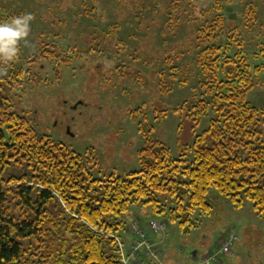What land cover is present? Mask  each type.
<instances>
[{"label": "rangeland", "instance_id": "374dc122", "mask_svg": "<svg viewBox=\"0 0 264 264\" xmlns=\"http://www.w3.org/2000/svg\"><path fill=\"white\" fill-rule=\"evenodd\" d=\"M215 1L0 0V22L24 13L34 16L27 43H20L18 59L0 75L7 76L13 67L30 69L20 89L8 92L11 104L27 114L40 133L80 153L95 150L100 167L93 173L98 177L140 169L138 151L146 137L139 130L140 122L131 117L134 110L141 112L142 121L147 118L143 124L151 131L146 134L180 156V145L189 147L195 133L205 129L213 116L195 127L190 121L182 123L177 107L188 98L209 99L196 63V35L200 25L213 19ZM220 1L228 6L223 11L226 19L220 41H231L229 31L235 29L234 37L241 41L252 65L264 64V57L253 56L264 48V0ZM251 6L255 21L247 17ZM46 44H55V55L64 60L40 58L30 65L28 57ZM159 70L176 74L178 81L190 77L185 86L177 81L174 89L164 94ZM248 101L264 105V66ZM188 155L192 156L189 150ZM208 199L210 212L193 207L183 225L179 219H171L169 211L176 205L171 196L163 197L164 210L159 212L153 211L150 203H133L117 218L125 223L118 234L129 233L139 217L153 218L167 224L164 232L150 230L159 243L155 247L160 261L264 264V218L255 211L253 201L247 199L238 208L214 187ZM145 229L148 231V226ZM231 229L239 237L231 252L206 261ZM196 251L195 260L192 255ZM59 254L58 249L53 264H68L69 256Z\"/></svg>", "mask_w": 264, "mask_h": 264}, {"label": "trees", "instance_id": "16d2710c", "mask_svg": "<svg viewBox=\"0 0 264 264\" xmlns=\"http://www.w3.org/2000/svg\"><path fill=\"white\" fill-rule=\"evenodd\" d=\"M226 9L216 0L213 19L197 28L196 63L209 99L188 98L177 107L182 123L195 127L213 114L208 126L189 147L182 143L176 157L146 134L147 118L142 121L134 110L131 117L140 122L146 141L138 151L140 169L123 175H94L100 167L95 150L77 152L40 133L27 114L15 110L8 92L20 89L30 69L13 67L0 77V264H53L58 249L69 256L68 264H123L115 237L123 238L118 233L125 223L117 218L131 204L150 203L159 212L163 197L171 196L176 202L171 219L183 225L193 207L210 212L211 187L238 208L252 200L264 218V105L248 101L264 64L252 65L235 29L229 31L231 41H220ZM248 12L255 21L254 6ZM253 56L264 57V48ZM28 58L30 65L40 58L64 60L55 55V44ZM159 74L162 92L170 93L178 77Z\"/></svg>", "mask_w": 264, "mask_h": 264}, {"label": "built area", "instance_id": "2783aa9c", "mask_svg": "<svg viewBox=\"0 0 264 264\" xmlns=\"http://www.w3.org/2000/svg\"><path fill=\"white\" fill-rule=\"evenodd\" d=\"M148 229L160 233L166 230L165 221L150 220L147 224ZM131 231L134 235L133 242L126 246L123 240L119 237H115L119 246L120 257L123 264H141L142 261L139 258V251L141 248L145 249V255L159 260V253L155 244L148 239V232L142 226L139 218L135 219L131 224ZM238 240V235L234 230H229L226 235L220 241L217 252L210 254L205 260H216L219 254H228L231 252L232 247ZM163 264V263H161Z\"/></svg>", "mask_w": 264, "mask_h": 264}, {"label": "clouds", "instance_id": "9594fccd", "mask_svg": "<svg viewBox=\"0 0 264 264\" xmlns=\"http://www.w3.org/2000/svg\"><path fill=\"white\" fill-rule=\"evenodd\" d=\"M33 20L31 13H24L0 22V75L5 74V66L18 59L20 43H27Z\"/></svg>", "mask_w": 264, "mask_h": 264}, {"label": "crops", "instance_id": "0c3cea01", "mask_svg": "<svg viewBox=\"0 0 264 264\" xmlns=\"http://www.w3.org/2000/svg\"><path fill=\"white\" fill-rule=\"evenodd\" d=\"M139 219L141 220L142 226L145 229V227L147 226L148 220L150 221L153 218H150V219L145 220L142 217H139ZM151 233H153V232L148 231V238H149V240L152 243H154L156 245H159V243H157V241H156L157 240L156 239L157 237L155 235L151 234ZM122 234H123L122 237L127 240L126 245L129 246V244L132 242V240L134 238L133 235H132V233H130V231H129V233H122ZM140 251H141V253L139 252V256H140V259L142 260V264H161V262L164 263V264H170V263H166L165 261H161L160 262L159 260L157 262V260H155L154 258L146 256L145 255L144 248L141 249ZM197 255H198V252L197 251L196 252H193L192 258L196 260Z\"/></svg>", "mask_w": 264, "mask_h": 264}]
</instances>
